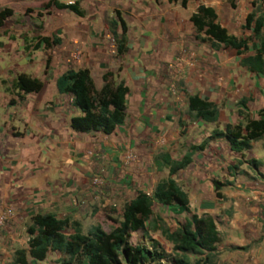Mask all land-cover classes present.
Masks as SVG:
<instances>
[{
    "label": "crops",
    "instance_id": "crops-1",
    "mask_svg": "<svg viewBox=\"0 0 264 264\" xmlns=\"http://www.w3.org/2000/svg\"><path fill=\"white\" fill-rule=\"evenodd\" d=\"M32 1L0 0V9H25L30 7ZM227 1L186 0L183 8L180 0H98L99 4L80 0L78 9L84 14L83 17L71 12L65 16L68 20L56 32L61 39L60 44L64 46L74 43L100 47V32L105 31V44L112 36L111 21L118 23L114 30L118 35L120 25H125L127 52L120 58L123 69L117 82L123 81L129 89L127 116L112 135L106 136L100 132L78 134L69 127L70 119L79 115L70 98L71 104H57L51 113L44 112L31 120L20 145L21 162L5 173L0 171V178L3 177L7 188L4 202L14 210L11 229L16 230L13 235H8L7 251L0 246V252L5 253L7 262H12L16 249H26V226L33 214L54 215L58 219L76 221L84 227L87 220L101 214L93 213L96 202L101 208L109 205L106 200L110 195L107 192L109 186H115L113 191H118V205L124 206L135 198L137 192L149 195L140 186V176L144 174L140 173V168L144 166V160L153 163L157 148H151L148 153L144 146L149 141H161L165 147L159 153H168L172 159L178 160L187 151L182 149L183 143L197 138L198 130L207 128L208 124L199 120L190 123L187 109L189 96L198 95L218 105L229 94L227 89H223V92L219 89V81L234 79L232 82L237 87L234 93L246 99L245 106L250 116L256 118V112L264 107V78L242 69L233 50L221 48L213 51L198 42L189 22L190 16L202 5L215 11L218 23L230 35L237 39L251 37L244 24L246 16L255 10L253 0H234V3L229 0V4ZM236 11L243 17L239 28L231 19ZM255 47L256 43L251 41L249 55L254 54ZM182 55L192 58L194 67L179 76L182 79L178 88L181 92L175 98L170 94L171 83L175 79L166 65L174 63ZM107 62L105 57V71L97 73V80L90 71L96 88L102 86L103 73H113V67L108 66ZM248 83L250 86L246 85ZM224 105L228 106L226 101ZM228 122L242 124V119L230 118ZM32 129L34 131L31 133ZM184 129L186 132L182 135ZM33 133H36V137L31 136ZM208 136V132L201 133V138L198 137L191 146L200 145ZM261 143V140L253 142L248 151L237 154L229 149L224 140L211 141L202 153L193 156L189 167L179 172L185 175L181 188L187 197L188 210L199 216L210 215L225 245L246 247L256 242L243 253L245 260L235 264H264V162L256 154L258 150L264 153ZM43 148L48 152L44 153ZM180 149L182 151L178 158ZM126 150L135 152L139 160L129 168L130 171L124 172L136 179L135 182L139 184L137 188L136 184L133 187L126 185L128 183L121 186L113 178L108 182L106 191H101L100 195L95 193L90 178L109 162L112 167L121 168L117 163L122 160ZM239 159H242V164H237ZM251 160L257 162V168L248 164ZM117 167L115 169L119 170ZM150 174L155 184L167 177L164 169L157 171L152 168ZM119 175L123 176L121 173ZM175 181L178 182L176 177ZM213 182L222 185L220 198L215 194ZM18 237L25 241L18 244ZM53 255L59 257V253L55 252L49 253L43 262L28 261L29 264H46ZM0 264H5L4 259Z\"/></svg>",
    "mask_w": 264,
    "mask_h": 264
},
{
    "label": "trees",
    "instance_id": "trees-1",
    "mask_svg": "<svg viewBox=\"0 0 264 264\" xmlns=\"http://www.w3.org/2000/svg\"><path fill=\"white\" fill-rule=\"evenodd\" d=\"M178 0H171L177 2ZM183 8L186 0H180ZM57 9L67 10L77 17H83L78 4L67 6L54 4ZM0 26L5 19L2 14ZM189 22L191 23L195 39L206 44L213 51L230 49L235 52L239 66L249 74L264 78V9L258 6L245 18L244 28L251 32L248 39H237L230 35L217 21V15L212 8L198 6ZM111 35L116 41V54L121 57L127 52L126 27L120 25V34L114 30L118 26L115 21L110 22ZM255 42L254 54L249 55V43ZM44 47L59 45L60 40L43 38ZM114 75L106 72L101 76L102 86L96 88L88 69H69L61 74L55 88L59 95H68L72 106L79 112L78 116L70 119V129L78 134L100 132L106 136L112 135L126 119V101L129 89L123 81L115 82ZM13 88L18 92V98L23 95L39 93L43 84L20 74L16 77ZM243 101L240 105H246ZM242 108H244L242 106ZM188 113L204 124H215L219 113L216 105L198 95L187 98ZM242 124L224 125L222 130H213L198 146H190L186 153L178 160H174L168 153H158L153 163L157 171L166 170L167 178L159 181L152 195L137 192L134 199L126 203L121 211V221L118 226L104 232L100 226H93L83 235L80 224L69 219H58L54 215L33 214L26 228L28 236L27 249H16L13 252L12 264H29L43 262L49 253H59L67 257L65 264H146L147 262L162 261L163 257L146 246L133 247L129 244L132 233L142 230L145 223L153 214L154 204L171 207L178 206L183 212H189L186 194L178 187L175 177L193 162L196 153H202L211 141L222 139L229 149L237 154L244 153L251 148V143L260 141L264 137V107L256 112L252 118L248 112L241 116ZM264 149V145H263ZM238 164H241L239 162ZM251 166L258 167L252 161ZM215 194L221 197V184L213 182ZM70 229L71 234L64 231ZM162 234L172 244L174 252L181 255L176 264H188L187 254L203 256L205 252L212 253L220 243L213 218L208 214L192 215L185 224L174 231L164 228Z\"/></svg>",
    "mask_w": 264,
    "mask_h": 264
},
{
    "label": "rangeland",
    "instance_id": "rangeland-1",
    "mask_svg": "<svg viewBox=\"0 0 264 264\" xmlns=\"http://www.w3.org/2000/svg\"><path fill=\"white\" fill-rule=\"evenodd\" d=\"M79 1L80 0H75L74 3L78 4ZM87 1L91 4L100 3L98 0ZM258 1L259 0H253L255 9L258 7L257 5H259ZM64 2H66V0H33L30 7L25 9L15 8L13 11L8 8L0 9V20L2 18L1 16H3L2 14L6 16L0 26V171L2 173H5L10 168L17 167V162H21L19 159L20 145H22L23 137L29 130L28 126L31 120L42 116L44 112L51 113L54 111L53 109L57 104H61L62 106L71 104L68 95L59 96L56 92L55 81L58 76L69 69L88 68L97 80V73L101 74L102 71H105V57L106 60H108V66L110 65L114 69L112 74L114 75L113 79L115 82L118 81L117 78L120 77V73L123 69L121 57L116 54V41L112 36H109L105 44V31L99 33L98 38L100 39L101 46L97 48H95V45L83 46L74 43L68 46L60 44L53 45L50 48L44 47L42 43L43 38H49L50 40L54 38L60 39L58 36L59 34H56L57 29L60 26H64L65 21L68 20L65 16H68L70 12L57 9L54 4L58 3L65 5ZM232 2L234 3V0H232ZM260 4L259 6H262L264 9V0H261ZM228 6L231 8L230 5ZM102 8L105 9V7ZM231 19L233 24L237 25L238 28L240 26L239 24L243 22L242 14L239 12L237 13V11L232 13ZM243 36L246 37V34ZM248 38L250 37L246 39ZM185 59L189 60V57L185 56ZM168 65L169 64L166 66ZM20 74L40 81L43 84L42 90L39 93L23 95L22 98H18V92L13 88V84L16 77ZM233 80L234 79L219 81V89L222 90V92L224 91L223 89H227V93L229 92V94L225 96L226 99L223 103L221 102L216 105L218 113L220 112L221 114V119L215 124H208L206 129L198 130L197 138H201V133L208 132L210 135L213 130H222L225 124L230 123L228 122L230 118L240 119L242 114L245 112L249 113L245 105H240L243 101H246V99L241 97L239 93H234L237 91V87L236 84L232 82ZM177 82L176 88L173 91L170 90V94L175 98L181 92V89L179 90L178 88L181 86L182 79L179 78ZM246 85L250 86V83ZM181 97H183V95H181ZM225 101L228 106L224 105ZM242 106L244 108H242ZM229 109H231V111ZM188 116L190 123L196 121L192 115L188 114ZM33 131L32 129L31 133ZM185 132L186 129H184L182 135H184ZM33 135L36 137V133L31 134V136ZM197 138L193 137L188 142L183 143L182 149L188 150L191 144L195 143ZM159 142L156 143V140L149 141L148 144L144 146L146 152L149 153L152 150L151 148L155 147L157 148L156 151H154L155 155L159 153L165 147L164 143L162 144L161 141ZM261 142V144L264 145V137L261 139ZM43 149L44 153L48 152L46 148ZM182 149L178 150V158L181 155ZM127 153L132 154L133 159L126 163L124 155ZM256 154L257 157L260 158V161L264 162V158H262L264 153L258 150ZM124 155L122 156V160L117 163V165L122 166L121 168L116 166L119 170L115 169L116 167H112L111 162H109L108 165H104L103 168L90 178V185L95 193L100 195L101 191H106L108 182L113 178L118 180L121 186L128 183L126 185L131 187L136 184L135 186L137 188L139 184L135 182L136 179L129 177V175L124 174V172L138 163L139 160L137 159L136 153L131 150H126ZM204 159L210 160L207 157H204ZM239 162L242 164V159H239L237 164ZM251 162L252 160L248 161L250 166ZM143 165L144 166L140 168L141 171L139 170L140 173H144L140 176V186L149 195H152L156 184L153 183L150 169L155 168V166L154 163L151 164L150 160H144ZM102 170L104 171L102 172ZM120 173L124 175L121 176L119 175ZM166 178L167 177L164 179ZM184 178L185 175L183 173H179L176 176L178 180L176 183L181 190V187L184 185ZM94 179L101 180L103 185L95 187V185H93ZM4 182L3 177L0 178V211L5 209L13 210L4 202L5 192L7 190ZM109 187L107 192H109L110 195L109 198L106 199L109 201V205L105 208L98 206L97 202L93 205V213L100 212L101 214L94 219L91 218L87 220L84 227L80 225V230L83 235H87V232L93 226H100L103 231L107 233L111 228L119 225L123 205L116 204V193L118 191H113L116 187ZM192 215L197 214L196 212H191V210H189L188 213L183 212L178 206L170 208L155 203L152 216L145 223L142 230L131 234L129 244L133 247L146 246L163 257L162 261L147 262L146 264H176V261L181 259V255L173 251L172 244L165 239L162 230L166 228L170 231H174L184 225L186 220L190 219ZM12 220L13 218L0 229V246L6 251L8 248V235H13L16 232V230L11 229ZM28 225L29 223L27 226ZM71 233L72 231L70 229L64 231L65 235ZM219 237L220 243L216 246L214 252H205L203 256L190 254L184 256L188 264H235L236 262H242L245 260V255L243 253L256 243L253 241L249 246L235 247L225 245L223 236H221L220 233ZM18 238L20 239L18 244H22L21 241H23V239L20 237ZM23 245L25 246L26 244L24 243ZM3 259L5 264H12V262H7L5 260V253L0 252V261ZM65 262H69L68 258L59 254V257L53 255L49 258L46 264H65ZM78 263V261L73 262V264ZM119 264H124L121 259Z\"/></svg>",
    "mask_w": 264,
    "mask_h": 264
},
{
    "label": "built area",
    "instance_id": "built-area-1",
    "mask_svg": "<svg viewBox=\"0 0 264 264\" xmlns=\"http://www.w3.org/2000/svg\"><path fill=\"white\" fill-rule=\"evenodd\" d=\"M75 0H66L65 5L67 6H72L75 3ZM194 67V61L192 60V58L189 57V60H186L184 58V55L180 56L179 58L176 59V61L174 63H171L168 65V71L169 73H173V79H175L172 83H171V90L173 91L176 88L175 82L179 80V76L186 70L188 69H192ZM178 68V69H177ZM177 70H179L176 74L174 72H176ZM160 143V142H159ZM131 159H133V155L132 154H126L124 155V160L125 162H129L131 161ZM93 185H95V187H99L101 185H103L101 180L98 179H94L93 180ZM13 210L11 209H5L0 211V229L13 218Z\"/></svg>",
    "mask_w": 264,
    "mask_h": 264
}]
</instances>
